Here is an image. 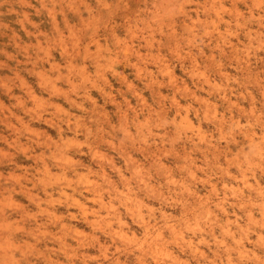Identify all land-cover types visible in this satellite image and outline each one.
<instances>
[{"label": "rangeland", "instance_id": "1", "mask_svg": "<svg viewBox=\"0 0 264 264\" xmlns=\"http://www.w3.org/2000/svg\"><path fill=\"white\" fill-rule=\"evenodd\" d=\"M262 207L264 0H0V264H264Z\"/></svg>", "mask_w": 264, "mask_h": 264}, {"label": "bare ground", "instance_id": "2", "mask_svg": "<svg viewBox=\"0 0 264 264\" xmlns=\"http://www.w3.org/2000/svg\"><path fill=\"white\" fill-rule=\"evenodd\" d=\"M252 137H253V136H252ZM262 208H264V207H262ZM250 217H251V216H250ZM251 219H252V218H251ZM228 220H229V219H228ZM256 223H257V222H256ZM227 227H228V226H227ZM227 227H226V228H227ZM229 227H230V226H229ZM263 227H264V226H263ZM172 228H173V227H172ZM174 228H175V227H174ZM226 230H227V229H226ZM228 231L230 232V230H228ZM246 232H247V231H246ZM246 232H245V233H246ZM231 233H232V232H231ZM231 233H230V234H231ZM181 235H182V234H181ZM182 237H183V235H182ZM261 238H262V237H261ZM262 245H263V244H262ZM239 249H240V248H239ZM241 254H242V253H241Z\"/></svg>", "mask_w": 264, "mask_h": 264}]
</instances>
